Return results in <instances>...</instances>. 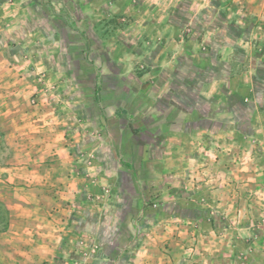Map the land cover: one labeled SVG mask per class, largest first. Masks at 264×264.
<instances>
[{"label":"rangeland","instance_id":"rangeland-1","mask_svg":"<svg viewBox=\"0 0 264 264\" xmlns=\"http://www.w3.org/2000/svg\"><path fill=\"white\" fill-rule=\"evenodd\" d=\"M0 215V264L51 223L85 262L264 264V0H6Z\"/></svg>","mask_w":264,"mask_h":264},{"label":"crops","instance_id":"crops-1","mask_svg":"<svg viewBox=\"0 0 264 264\" xmlns=\"http://www.w3.org/2000/svg\"><path fill=\"white\" fill-rule=\"evenodd\" d=\"M5 1L6 0H0V8L5 5ZM243 1L247 2L250 7L251 4L253 5V3H256V0ZM220 81L212 79L209 81V84L215 87ZM222 90V87L216 88V91L220 94L222 93ZM200 130H202L201 127ZM203 133L212 135L213 132L204 130ZM37 228V230H31L30 232L26 229H23V232H21L22 230L20 227L16 229L17 232L22 234L19 237L7 241L10 245H7L6 247L10 252L5 253L7 254V257L3 258L4 264H59L61 259V262L63 263L64 261L65 264H69L68 262L74 260L82 264H110V262L116 264H192V262H196L195 264H203L205 262L200 261L202 260L201 258L197 259L195 257V259H193L194 256H184V251L178 255L171 254V252L174 251V247L172 250L168 251L169 254L158 255V250L163 246V243L167 244V242L170 241V244H167L168 246L171 244L178 245L177 243H174V240H172L171 237H167V234L165 233L156 237L154 236L155 238L150 239V241L146 243V248L142 247L140 253L133 254L132 247L130 246L131 248H129V250L131 251V256L125 260H123L124 257L122 252L117 253V250H115V253L110 254L107 252H100V255L97 254L95 257L85 262L74 256V254H79L77 250V235L74 237L67 232H63V228L57 223L43 224L40 229L39 227ZM98 229L99 228H97V230ZM24 231L28 232L24 233ZM100 234L98 235V238L101 237ZM124 248L126 247L124 246ZM219 250H222V253L216 254V257H214V259L210 258L209 261L206 259V264H220L216 262L217 257L229 256V250L225 253L223 252L224 248L221 249V246ZM65 251H67V254H65ZM231 259L228 258L226 261H230L232 264L233 262Z\"/></svg>","mask_w":264,"mask_h":264},{"label":"trees","instance_id":"trees-1","mask_svg":"<svg viewBox=\"0 0 264 264\" xmlns=\"http://www.w3.org/2000/svg\"><path fill=\"white\" fill-rule=\"evenodd\" d=\"M2 220V218H1V215H0V221ZM5 227H2V229H4Z\"/></svg>","mask_w":264,"mask_h":264}]
</instances>
